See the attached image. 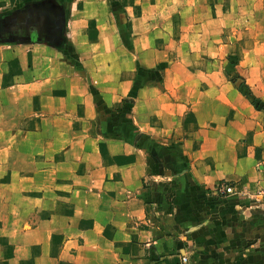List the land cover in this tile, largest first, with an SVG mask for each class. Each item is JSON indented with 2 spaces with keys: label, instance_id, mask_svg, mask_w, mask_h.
Returning a JSON list of instances; mask_svg holds the SVG:
<instances>
[{
  "label": "crops",
  "instance_id": "obj_1",
  "mask_svg": "<svg viewBox=\"0 0 264 264\" xmlns=\"http://www.w3.org/2000/svg\"><path fill=\"white\" fill-rule=\"evenodd\" d=\"M167 1L71 0L66 35L83 33L66 58L49 29L0 23V264H200L264 218V28L221 40L191 14L173 40Z\"/></svg>",
  "mask_w": 264,
  "mask_h": 264
},
{
  "label": "rangeland",
  "instance_id": "obj_2",
  "mask_svg": "<svg viewBox=\"0 0 264 264\" xmlns=\"http://www.w3.org/2000/svg\"><path fill=\"white\" fill-rule=\"evenodd\" d=\"M70 1L71 0H17L14 8H10L15 10L13 14L0 16L1 28H5V26L2 25L4 23H12L14 25L12 28L17 30L16 32H18L19 39L29 38L30 29H32L35 34H40L44 30L49 29L52 33L51 36H57L60 39L59 42L63 44L69 42V47L67 48L65 46L66 48L64 49L66 53H59L66 58L67 54L72 55V53L76 51L72 48L73 41L77 40L79 35L83 33L79 32L78 25L76 27L77 32H72V29H75L73 28V26L75 27L74 24L72 27L70 26V28H68L69 33L66 35L65 8L69 6ZM164 1L167 0H157V4L160 5ZM167 3L172 4L171 10H169L171 12L169 27L172 29L171 35L173 40L181 38V36H179V33H181L180 28L189 24V16L191 14L198 19L207 20L209 18H214L215 21L213 23L207 22L205 27L211 31L218 26L221 40L229 39L230 31L234 28L240 31L245 28L246 25H249L252 28L253 37L259 34L261 27L264 28V18L261 20L259 15V8L264 4V0H171L170 2L167 1ZM194 13L197 14V16ZM116 18L115 20H117V23L119 21L122 22L121 18ZM71 22L77 23L78 21L72 20ZM80 22L83 21L80 19L78 23ZM8 33L9 32H1L0 34L4 36ZM32 38H34V36H32ZM159 39L163 41L164 38L161 34L157 33V40ZM230 55L231 53L228 52L224 57V59H226V65L228 64ZM233 61L234 59L232 58L231 62ZM165 66H167V61H164V65L156 67L157 78L161 76ZM230 68L228 73L232 74L233 70ZM1 182H4L3 176L0 177V183ZM171 184H173L171 200L173 204L177 203L178 205L180 200L183 201V196L180 199L181 186L178 181H173ZM185 199H188V201L191 199L202 201L209 198L203 197L201 193L193 191L191 195H185ZM253 199L256 200L254 197ZM172 211L174 217L178 221L180 219V210L174 205ZM195 211L196 209L193 211V219H195ZM247 217L249 224L244 227L249 231L250 238H246L244 242L236 238L233 243L235 245H230L224 252L220 250L222 252L221 254L210 256L196 255L197 259L200 260V264H264V218H260V215L258 217L254 214ZM211 226L209 227L210 229ZM218 226L222 228V231L227 230V225L222 224ZM171 227L173 231H177L178 233L185 228V226L183 227L179 222L172 224ZM190 227L192 229H189V232L195 229L196 224L193 223V225H188V228ZM234 229L235 236H237L239 225H236ZM189 259L192 264H195L191 257H189Z\"/></svg>",
  "mask_w": 264,
  "mask_h": 264
},
{
  "label": "built area",
  "instance_id": "obj_3",
  "mask_svg": "<svg viewBox=\"0 0 264 264\" xmlns=\"http://www.w3.org/2000/svg\"><path fill=\"white\" fill-rule=\"evenodd\" d=\"M213 190L215 194L223 196L231 193L233 191V187L229 182L221 181L215 185ZM253 197L258 202L262 200L264 198V188H257L253 193ZM173 264H192V262L190 261L189 255L187 253H182L179 257V260Z\"/></svg>",
  "mask_w": 264,
  "mask_h": 264
}]
</instances>
